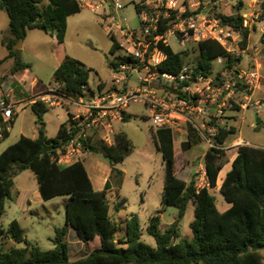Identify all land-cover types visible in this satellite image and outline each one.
<instances>
[{
  "label": "trees",
  "instance_id": "trees-1",
  "mask_svg": "<svg viewBox=\"0 0 264 264\" xmlns=\"http://www.w3.org/2000/svg\"><path fill=\"white\" fill-rule=\"evenodd\" d=\"M0 10L8 17L11 35L5 44L7 55L0 60L1 65L10 58H16L13 46L26 37L27 31L39 30L52 39L62 41L67 31V19L79 14L82 8L78 0H0ZM221 18L225 24L240 31V49L245 50L251 34L247 19L242 15ZM260 19L264 21V1L260 3ZM110 36L113 43L110 54L114 55L117 41L113 35ZM259 41L264 54V31ZM163 51L168 55V60L159 69L178 73L185 65L184 57L188 52L174 53L167 48H163ZM196 51L193 68L196 73L201 71L204 75L212 73V63L218 56L225 58L227 69L239 61L213 40L199 42ZM109 66H114L112 60ZM26 67L29 66L16 60L15 71ZM90 72L82 63L65 55L53 73L58 95L70 99L92 95L94 91L88 85ZM103 87L104 84H99L97 90L102 91ZM48 109L41 101L32 104L31 110L36 117V137L20 136L0 154V218L4 213V203L10 198L14 187V177L29 170L36 178L38 193L43 201L68 197L65 203V227L55 230L53 249L42 252L28 244L24 230L13 220L5 232L6 237L27 246L4 251L0 245V264H264V143L261 147H237V154L218 189L228 208L219 211L210 190L217 187L219 173L225 164L222 147L234 134V128L218 127L219 133L214 138L218 147L209 148L204 155L206 185L199 188L195 178L186 183L177 176L172 131L167 128L152 130L154 144L164 166L161 209L149 218L146 230L154 239L155 247H152L141 240V226L136 215L131 214L123 223H117L110 215L108 196L112 192L118 196L122 184L123 172L117 165L134 151L132 142L122 132L115 133L113 145L103 143L97 137V132L82 142L85 152L107 161L110 167V175L103 189L95 190L81 160L69 165H59L53 160L57 151L75 138L80 129L75 128L78 122L72 121V115L68 112L55 137L48 138L43 121ZM122 121L127 122L128 116L124 115ZM210 124L216 125V122L213 120ZM8 135V130L3 126V139L0 142ZM196 144L189 132L187 140L181 142L180 150L186 152ZM113 178L118 181L114 191L110 183ZM190 202L194 206V219L189 224L192 238L174 242L178 237V224ZM170 206L177 208V217L167 228L161 229L160 214ZM113 208L118 212L119 204ZM69 227L88 251L83 259H69L65 242ZM2 231L0 227V239ZM121 231L122 236L117 237Z\"/></svg>",
  "mask_w": 264,
  "mask_h": 264
},
{
  "label": "rangeland",
  "instance_id": "rangeland-1",
  "mask_svg": "<svg viewBox=\"0 0 264 264\" xmlns=\"http://www.w3.org/2000/svg\"><path fill=\"white\" fill-rule=\"evenodd\" d=\"M142 0H89L92 5H101V8L94 12L88 7H83L79 14L70 16L67 19V31L62 39H52L46 33L39 30L27 31L26 37L19 40L13 51L16 58H10L0 65V94L7 102L14 106L16 116L13 125L9 126L8 137L0 142V153L9 145L15 143L20 136L28 138L36 137V117L31 110V105L37 101L44 102L48 111L43 117L46 123V134L49 138L56 135L59 123L66 120L65 110L69 105L57 93V85L53 82V73L59 62L65 55L79 61L87 69H90L88 80L89 87L96 91L97 85L104 84V89L110 87L112 72L109 66L113 55L111 33H109V20L118 21L122 28L132 31L139 30V16L135 6ZM212 6L225 16L242 15L247 19L251 29L248 49L240 56L238 65L240 69L249 70L258 68L264 78V54L260 45V36L264 31V21L260 19V3L264 0H210ZM120 4L122 9L114 10V4ZM115 36L119 37L118 31L113 30ZM11 38L8 29V17L3 10H0V60L7 55L6 42ZM168 44L174 51L178 46L173 39ZM197 56L196 46L185 55V64H193ZM27 64L29 67L15 71L16 60ZM221 65L214 62L212 75L219 78ZM14 79V80H13ZM36 80L33 81L32 80ZM136 81L133 75L132 81ZM32 82V84H31ZM214 82L212 83L213 86ZM238 87L233 100L236 104L230 105L227 102L221 104V114L217 105L208 107L207 113L214 121L221 117L224 126L234 128V134L223 145L224 167L221 170L217 187L211 189L210 193L215 197L219 211H223L227 203L219 194V185L230 169L231 162L237 154V147L233 146L236 139L248 142L252 146L261 147L264 143V108L257 109L255 103L260 106L264 102V80L258 90L249 94ZM251 95V96H250ZM233 102V101H232ZM59 105H56L58 104ZM240 103L247 104L248 109L240 108ZM20 109V110H18ZM127 122H115L113 134L122 132L132 142L134 151L129 154L117 168L123 172L122 184L118 196L115 192L109 194L108 199L111 206L110 215L117 223H123L131 214L139 218L141 226V240L152 247H155L154 239L147 234L148 220L161 209V194L164 185V166L161 154L157 151L148 118V112L140 103L131 104L126 110ZM261 123H258L259 121ZM188 133L194 136L198 144L193 145L188 151L181 152L178 142L183 139V134L174 137L175 157L177 163V176L179 179L189 183L195 178L197 187L206 185V178L201 171L204 168L203 154L209 150L206 139L209 138L207 130L198 124L201 135L189 126ZM97 132V131H95ZM97 137L102 134L97 132ZM102 141V140H101ZM103 142V141H102ZM246 145V144H240ZM89 155L84 160L86 170L91 168ZM108 168L107 161L101 159ZM75 162L68 163L71 164ZM117 179L110 180L112 186L117 184ZM67 196H60L49 201H43L38 193L37 182L34 174L23 171L14 177V187L9 199L4 203V213L0 218V227L3 230L0 245L4 251L13 248L24 249L26 244H17L6 237L5 232L9 224L16 220L24 230L28 244L36 246L40 251L46 252L53 249L52 240L55 238V230L65 227V203ZM119 204V211L116 212L114 205ZM178 210L175 207H166L160 214L161 229L167 228L177 217ZM194 219V206L190 202L187 206L184 217L178 224V237L180 239H191L192 233L189 224ZM123 231L117 234L122 236ZM68 256L70 261H77L87 256L88 251L81 243L72 228H67L65 235ZM30 248V247H29ZM264 256V251H263ZM29 257V253H27Z\"/></svg>",
  "mask_w": 264,
  "mask_h": 264
},
{
  "label": "built area",
  "instance_id": "built-area-1",
  "mask_svg": "<svg viewBox=\"0 0 264 264\" xmlns=\"http://www.w3.org/2000/svg\"><path fill=\"white\" fill-rule=\"evenodd\" d=\"M88 1L78 0V4L94 12L101 8V5H92ZM212 5L210 0H142L136 11L140 31L122 28L118 21L109 20V33L117 41L112 58L111 85L102 91L96 89L86 97L63 98L75 109L70 114L72 121L78 122L75 128L80 131L57 151L53 160L59 165H67L79 158L84 151L82 142L95 131L102 134L103 143L113 145V124L122 121L125 110L135 103L145 107L154 130L167 128L172 134L185 131L188 135L187 127L190 126L196 134L201 135L198 128V124H201L209 134L206 139L209 148L218 147L214 138L219 133L218 127L224 126L223 119L219 116L215 119L216 125H211L213 119L207 113L208 107L216 104L221 114L222 106L217 102L236 104L233 98L239 86L244 85L243 91L249 94L258 90L264 80L259 69H240L239 61L227 69L222 56L213 61L221 65L219 78L212 73H196L193 64H185L176 74L159 69L168 60L163 48L174 52L168 44L169 39L175 40L178 46V51L174 53H185L192 45L197 47L201 41L213 40L232 58L238 60L243 56L246 49H240V31L225 24L221 18L225 15ZM121 9L120 4H114L115 11ZM114 29L119 37L115 36ZM133 75L136 76L134 83L131 82ZM239 105L243 110L248 109L247 104ZM255 106L257 109L264 108V102L261 106L256 102ZM13 108L0 95V141L3 139V126L8 130L16 116ZM236 140L233 143L235 147L246 144L241 139ZM201 171L206 178L205 166Z\"/></svg>",
  "mask_w": 264,
  "mask_h": 264
},
{
  "label": "crops",
  "instance_id": "crops-1",
  "mask_svg": "<svg viewBox=\"0 0 264 264\" xmlns=\"http://www.w3.org/2000/svg\"><path fill=\"white\" fill-rule=\"evenodd\" d=\"M250 37V36H249ZM248 42H249V39H248ZM246 49H248V46L246 47ZM14 80V79H13ZM33 81H36L35 79L34 80H32V82ZM32 82H31V84H32ZM98 86V85H97ZM1 95V94H0ZM18 110H20V109H18ZM67 111L69 112V113H73V112H75V109L72 107V106H69V110H65V114H66V116H67ZM17 117V116H16ZM67 119V118H66ZM66 121V120H65ZM65 121H63V122H61V123H59V126H60V124H62V123H64ZM59 128V127H58ZM57 131H58V129H57ZM57 131H56V133H57ZM9 132V131H8ZM179 134H183V139H180L179 140V142H178V148H180V144H181V142H183V141H186L187 140V134H186V132L185 131H179V132H176V133H173V150H174V155H175V143H174V137L176 136V135H179ZM48 137V136H47ZM49 138V137H48ZM246 145H251V144H249L248 142H246ZM5 150V149H4ZM3 150V151H4ZM2 151V152H3ZM1 152V153H2ZM0 153V154H1ZM206 153V152H205ZM205 153L203 154V158H204V155H205ZM89 155H92L91 153H87V152H85V151H83V153L82 154H80L79 155V158H77V159H75V161H77V160H81L82 162H83V164H84V160H85V158L87 157V156H89ZM236 156V155H235ZM235 158V157H234ZM233 158V159H234ZM90 162H91V168H89V170H87V173H88V176H89V178H90V180H91V183H92V185H93V187H94V189L95 190H102L103 189V187H104V185H105V183H106V181H107V179H108V177H109V175H110V167L108 166V168H106L104 165V163L102 162V160H101V158L100 157H98V156H95V155H93V158L90 160ZM67 165H69V164H67ZM231 166V165H230ZM229 171V170H228ZM227 171V172H228ZM226 172V173H227ZM220 174V173H219ZM225 177V176H224ZM224 177H223V179H224ZM223 179L221 180V183H222V181H223ZM221 185V184H220ZM220 185H219V187H220ZM201 187H203V186H201ZM199 188V187H198ZM112 190L114 191L115 190V186H113L112 187ZM117 195V194H116ZM228 208V206H225V208H224V210H226ZM223 210V211H224Z\"/></svg>",
  "mask_w": 264,
  "mask_h": 264
}]
</instances>
